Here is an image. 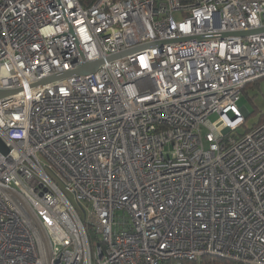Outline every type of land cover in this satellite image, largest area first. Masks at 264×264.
Wrapping results in <instances>:
<instances>
[{
  "label": "built area",
  "instance_id": "2783aa9c",
  "mask_svg": "<svg viewBox=\"0 0 264 264\" xmlns=\"http://www.w3.org/2000/svg\"><path fill=\"white\" fill-rule=\"evenodd\" d=\"M262 27L264 0H0V264H264V33L210 37Z\"/></svg>",
  "mask_w": 264,
  "mask_h": 264
},
{
  "label": "water",
  "instance_id": "95a60500",
  "mask_svg": "<svg viewBox=\"0 0 264 264\" xmlns=\"http://www.w3.org/2000/svg\"><path fill=\"white\" fill-rule=\"evenodd\" d=\"M254 33H264V27L257 28V29H252V30H244V31L235 32V33L234 32L233 33L227 32V33H223V34H212V35H210V37H214V36H217V35H220V36H225V35H241V36H245V35L254 34ZM203 37H209V36H203ZM203 37L199 36L197 38H203ZM172 41L173 40L159 41V42L151 43L149 45L150 46L162 45L163 43H170ZM132 50L133 49L127 50V51H124V52H121V53H118V54H115V55H112V56H109L108 59H116V58L122 57V56L126 55L127 53L131 52ZM101 63H103V59L95 60V61H92V62H88L87 64H85L81 68H78V69L70 71V72H66V73H64L62 75H59V76H55V77H51V78L45 79V80L41 81V83H47V82H50V81H53V80H56V79H61V78L66 77V76H68L70 74H73V73H90V72L95 71L99 67V65ZM19 90L20 89H0V99L8 97V96L18 92ZM0 152L5 153V154H7L9 152V148L6 146V144L2 141L1 138H0Z\"/></svg>",
  "mask_w": 264,
  "mask_h": 264
},
{
  "label": "rangeland",
  "instance_id": "374dc122",
  "mask_svg": "<svg viewBox=\"0 0 264 264\" xmlns=\"http://www.w3.org/2000/svg\"><path fill=\"white\" fill-rule=\"evenodd\" d=\"M239 107L247 108V121L246 127H252L257 121H259L260 115L264 113V78L259 80L258 86L247 85L238 101ZM211 120L217 118V114L210 116ZM246 127H241L244 130ZM73 199V197L71 196ZM95 246V243L93 244ZM189 264H199L195 262H188Z\"/></svg>",
  "mask_w": 264,
  "mask_h": 264
},
{
  "label": "trees",
  "instance_id": "16d2710c",
  "mask_svg": "<svg viewBox=\"0 0 264 264\" xmlns=\"http://www.w3.org/2000/svg\"><path fill=\"white\" fill-rule=\"evenodd\" d=\"M81 1L84 5H90L94 0H81ZM258 83H259V81H256V82H253L249 85L258 86ZM246 88L244 90H246ZM246 121H247V118H246ZM262 122H264V113L260 115L259 121H257L252 127H246V123H245L244 127H246V131H247V130L261 124ZM188 262L198 263L196 261L183 260V261H181L180 264H189ZM162 264H178V261L175 259H170V260L163 261ZM199 264H234V262L227 260V259L220 258V257L205 256L201 259Z\"/></svg>",
  "mask_w": 264,
  "mask_h": 264
}]
</instances>
